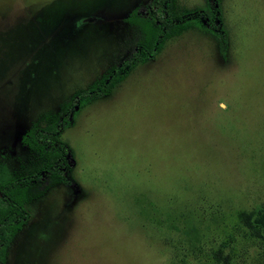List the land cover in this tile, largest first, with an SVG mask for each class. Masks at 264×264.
<instances>
[{
  "label": "rangeland",
  "instance_id": "rangeland-1",
  "mask_svg": "<svg viewBox=\"0 0 264 264\" xmlns=\"http://www.w3.org/2000/svg\"><path fill=\"white\" fill-rule=\"evenodd\" d=\"M150 1L0 0V162L38 168L23 135L132 53ZM223 13L226 58L194 26L78 110L71 183L32 201L7 264H264V0Z\"/></svg>",
  "mask_w": 264,
  "mask_h": 264
},
{
  "label": "trees",
  "instance_id": "trees-1",
  "mask_svg": "<svg viewBox=\"0 0 264 264\" xmlns=\"http://www.w3.org/2000/svg\"><path fill=\"white\" fill-rule=\"evenodd\" d=\"M179 0H151L147 14L134 12L141 35L135 49L120 64L114 65L86 88L76 90L57 112L44 113L22 137L36 159L38 168L30 175H16L7 163L0 162V264H7L13 241L31 218L30 205L57 184H70L73 168L69 161L72 147L64 138L79 109L109 96L139 64L155 58L165 42L194 26L214 36L222 57H227L229 32L225 25L224 0L206 3L196 18L185 15ZM203 18V23L200 21Z\"/></svg>",
  "mask_w": 264,
  "mask_h": 264
}]
</instances>
